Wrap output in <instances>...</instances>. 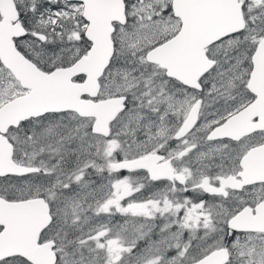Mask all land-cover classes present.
<instances>
[{
    "label": "snow or ice",
    "instance_id": "snow-or-ice-1",
    "mask_svg": "<svg viewBox=\"0 0 264 264\" xmlns=\"http://www.w3.org/2000/svg\"><path fill=\"white\" fill-rule=\"evenodd\" d=\"M0 264H264V0H0Z\"/></svg>",
    "mask_w": 264,
    "mask_h": 264
}]
</instances>
